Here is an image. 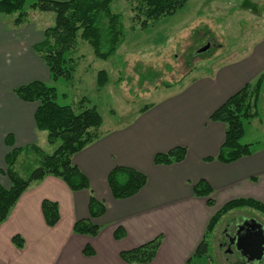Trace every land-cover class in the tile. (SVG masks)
<instances>
[{"label": "crops", "instance_id": "0c3cea01", "mask_svg": "<svg viewBox=\"0 0 264 264\" xmlns=\"http://www.w3.org/2000/svg\"><path fill=\"white\" fill-rule=\"evenodd\" d=\"M43 28L30 21L16 26L0 18V184L6 188L10 181L3 170L9 150L36 144L43 151L50 144L46 131L35 126L38 103L20 99L14 92L34 80L50 82L49 69L33 47L44 38ZM235 51L214 64L209 61L202 73L186 77L125 122L106 125L102 121L99 138L71 158L86 174L89 188L70 190L53 175L32 183L0 225V264H129L119 257L120 251L158 235L162 241L155 258L144 264H191L190 256L217 209L236 198L258 200L264 206V137L243 141L250 144V154L232 163L206 160L216 156L225 133L224 124L210 120L209 115L264 70V38ZM258 107L262 120L249 121L263 135L264 88ZM7 138L13 142L11 147ZM54 145L48 147L54 151ZM175 146L186 147L184 160L154 163L156 153ZM117 165L147 177L141 190L129 198L115 199L110 192L107 175ZM200 179L211 185L214 205L208 206L205 197L194 194L192 186ZM90 194L106 206L104 214L94 219L100 230L96 237L72 231L76 220L89 218ZM43 199L57 203L60 217L55 226H48L43 218ZM230 214L231 223L237 218ZM224 223L228 224L226 219ZM119 227L124 236L115 239ZM15 234L23 237V248L12 244ZM87 244L94 255L83 254Z\"/></svg>", "mask_w": 264, "mask_h": 264}, {"label": "trees", "instance_id": "16d2710c", "mask_svg": "<svg viewBox=\"0 0 264 264\" xmlns=\"http://www.w3.org/2000/svg\"><path fill=\"white\" fill-rule=\"evenodd\" d=\"M114 0H40L32 3L33 9L53 12L54 24L43 28L44 38L33 45L34 50L45 62L49 69L50 80L58 78L71 79L76 70L77 62L70 56L77 48V36L90 44L93 55L98 59H108L115 52L123 39L124 33L120 27V13L111 9ZM136 1L137 14L141 27L157 22V20L175 13L188 0H128ZM26 0H0V13L17 14L14 25L18 26L27 17L24 10ZM142 16V18L139 17ZM98 87L107 83V72L101 69L96 76ZM182 79L175 83L165 81L164 87L171 88L180 84ZM264 87V70L252 83H246L240 90L229 95L210 115L209 119L221 121L224 128V139L216 156L223 163H232L250 154V144L241 142L244 134L245 121L259 116L258 102ZM15 94L25 101H36L38 107L34 112L35 126L40 131H46V139L52 145L57 144L52 153H45L34 144L23 148L12 147L5 156L6 168L3 170L10 181L9 188L0 184V225L8 217L19 197L30 185L53 175L60 178L70 190L77 191L89 188L90 184L85 173L71 161L72 156L81 151V148L99 138V129L102 126V117L95 106L85 107L79 112L70 104L62 105L56 101V88L46 82L34 80L29 84L20 85L14 89ZM83 102V99L78 103ZM83 107V106H82ZM144 106L142 109H146ZM141 109V110H142ZM259 118V117H258ZM262 120V118H260ZM11 147V138L5 140ZM186 147L174 148L156 153L153 156L155 164H173L184 160ZM39 163L24 176L21 174L25 161ZM146 175L132 167L117 165L107 175V183L115 199L129 198L136 194L146 184ZM192 190L196 196L206 198L207 205H214L211 197L212 187L205 179L193 184ZM89 218L79 219L73 223L72 231L81 235L96 237L100 232L95 217L101 216L106 210L103 202L90 194L88 202ZM249 208L253 211L260 223L264 225V206L258 200L250 198H236L217 209L207 223L206 230L192 258H202L211 250L212 238L220 222L234 210ZM43 218L48 226H55L59 222V208L57 203L50 199L41 202ZM124 236L120 227L114 233V238ZM161 235L153 240L130 250L120 251L119 257L126 263H151L161 244ZM12 244L23 248L24 239L15 234ZM83 254L94 255L90 245H86ZM190 259L188 260L190 262Z\"/></svg>", "mask_w": 264, "mask_h": 264}, {"label": "rangeland", "instance_id": "374dc122", "mask_svg": "<svg viewBox=\"0 0 264 264\" xmlns=\"http://www.w3.org/2000/svg\"><path fill=\"white\" fill-rule=\"evenodd\" d=\"M38 1L26 0L27 17L23 22L30 21L32 25L44 28L52 26L53 12L31 8L30 5ZM136 4V1L128 0H114L110 4L111 9L120 13L124 36L108 59L94 56L90 44L78 34L77 48L70 54L77 62L73 77L47 83L56 88L59 104H70L77 112L95 106L106 125L122 123L136 116L138 109L158 102L170 93L174 87H164L165 81L175 83L200 74L206 66L208 68L209 61L214 64L223 60L219 57L232 55L235 49L239 51L264 38V0H188L175 13L145 27L136 23ZM16 16L0 13L1 19H10L13 24ZM101 69L107 72L108 80L98 87L96 76ZM82 99L83 102L78 103ZM258 111L261 118L260 109ZM253 124V121H245L242 142L251 143L264 137L261 128ZM48 146L53 147L46 145L43 151L50 153L53 148ZM25 163L21 171L23 176L39 164L33 158ZM253 213L249 208L234 210L236 218L255 216ZM231 216L228 214L220 222L209 253L202 258H192L191 264H264V254L259 260L246 262L225 252L227 233L223 231L228 224L224 219L230 223Z\"/></svg>", "mask_w": 264, "mask_h": 264}, {"label": "water", "instance_id": "95a60500", "mask_svg": "<svg viewBox=\"0 0 264 264\" xmlns=\"http://www.w3.org/2000/svg\"><path fill=\"white\" fill-rule=\"evenodd\" d=\"M244 219L235 234V242L238 250L249 261L259 260L264 254V225L254 218Z\"/></svg>", "mask_w": 264, "mask_h": 264}, {"label": "flooded vegetation", "instance_id": "af4514ba", "mask_svg": "<svg viewBox=\"0 0 264 264\" xmlns=\"http://www.w3.org/2000/svg\"><path fill=\"white\" fill-rule=\"evenodd\" d=\"M248 218H252V217H248ZM243 220L244 219L241 218L235 219L233 222L228 223V227L223 231L227 233L225 234L227 238L224 241L226 247L225 252L228 253V255L231 257L237 255L240 258H243L246 262H248V260L242 255L241 251L238 250V248L236 247V242H235V236H236L235 234H237V232H240L239 226L241 225Z\"/></svg>", "mask_w": 264, "mask_h": 264}]
</instances>
